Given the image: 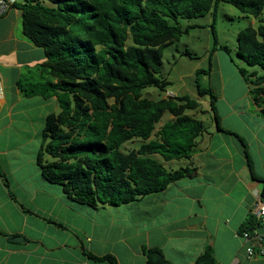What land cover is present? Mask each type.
<instances>
[{
    "label": "trees",
    "instance_id": "1",
    "mask_svg": "<svg viewBox=\"0 0 264 264\" xmlns=\"http://www.w3.org/2000/svg\"><path fill=\"white\" fill-rule=\"evenodd\" d=\"M221 1L231 3L250 23L237 34L239 66L253 103L264 114V0H17L21 11L17 29L41 47L46 59L24 69L17 79L26 96L56 101L42 128L36 160L43 177L62 185L74 202L97 206L120 205L162 191L172 181L191 173L190 168L169 169L164 161L190 159L205 123L187 109H199L188 95H163L171 81L163 75L164 48L188 34L196 25L180 19L213 14L215 51L219 45L216 11ZM9 9L0 13L4 18ZM210 57V68L212 69ZM251 85V86H250ZM158 90V98L146 93ZM198 96L210 97L217 128L225 129L214 89L201 87ZM200 112H206L203 109ZM166 113H168L166 115ZM132 142V147L126 144ZM160 157V158H159ZM0 175L8 184L2 170ZM264 183V178L260 179ZM264 200V186L261 193ZM62 226L59 223H56ZM264 231V219L250 213L240 235ZM12 236L13 235H9ZM250 245H254L251 240ZM248 247V246H247ZM258 251V247H256ZM89 258L119 264L112 255ZM259 255H264L257 253ZM256 254V255H257ZM148 264H174L158 248L146 251ZM192 264H220L207 249Z\"/></svg>",
    "mask_w": 264,
    "mask_h": 264
},
{
    "label": "crops",
    "instance_id": "2",
    "mask_svg": "<svg viewBox=\"0 0 264 264\" xmlns=\"http://www.w3.org/2000/svg\"><path fill=\"white\" fill-rule=\"evenodd\" d=\"M16 9L0 18V170L8 178L6 184L0 175V264H109L87 251L119 264H148L149 248L174 264H192L207 249L220 264H264V255H248L251 242L240 235L264 186V114L238 102L247 97L251 105L249 84L223 110L217 107L222 126L240 134L248 154L239 137L208 125L190 159L163 160L172 170L190 168L189 175L136 202L77 203L37 164L45 118L57 106L17 86L19 74L46 56L17 31ZM19 236L24 241H15Z\"/></svg>",
    "mask_w": 264,
    "mask_h": 264
},
{
    "label": "rangeland",
    "instance_id": "3",
    "mask_svg": "<svg viewBox=\"0 0 264 264\" xmlns=\"http://www.w3.org/2000/svg\"><path fill=\"white\" fill-rule=\"evenodd\" d=\"M13 9L9 12L10 16L14 13L12 11H15ZM17 11L19 14L21 13L20 10ZM21 17L22 16L15 19L17 24H20ZM256 22L254 17L251 15L245 16L231 3L226 1H221L219 3L216 11L215 31L219 45L221 44L224 48H227L229 50L227 52L225 49L219 48V46L215 51H212L215 47L214 34L211 27L213 23L212 12L200 17L180 19L182 26L196 25V27L191 28L188 34H183L180 39L173 41L164 48L161 71L172 83L168 87V92L163 93V95H188L190 98L198 100V91L196 87L198 78L201 87L207 88L211 86L218 97L225 92V100H219L217 103V107L219 106L220 110H223L227 107L225 105L226 99L229 97L230 99L238 98V95L243 92V89L247 92L248 88L246 82L240 74L238 67L242 66L247 70H254L256 67L248 66L237 56V34L250 23ZM17 31L20 30L17 29ZM210 57L212 59V69L207 73H198L200 69L205 71L209 70ZM147 90L149 91L146 94L151 98L160 97L158 90L154 87H150ZM246 100L247 97H244L238 102L240 104H245L250 110L257 109L252 98L250 100V106L246 103ZM200 103L201 106L199 109H187V113L199 119H203L204 117L205 119L203 120L205 121V125H209L208 127L213 129L215 126V119L212 117L213 113L210 111V97L208 95L203 96ZM205 108L209 109V115H204L200 112L201 109ZM250 112L254 113L255 111ZM167 114L168 113H166V115ZM229 124L232 125V120L229 121ZM210 125H212V127H210ZM133 145L134 143L132 142L126 144L127 147H132ZM139 203L143 202L140 201Z\"/></svg>",
    "mask_w": 264,
    "mask_h": 264
},
{
    "label": "built area",
    "instance_id": "4",
    "mask_svg": "<svg viewBox=\"0 0 264 264\" xmlns=\"http://www.w3.org/2000/svg\"><path fill=\"white\" fill-rule=\"evenodd\" d=\"M17 0H0V13H4L7 11L13 2ZM256 217L260 219H264V200L258 199V201L255 203V206L253 207V210L251 212ZM242 237L246 241H254V245H250L247 247V253L249 256L256 255L258 252L263 254L264 253V231L255 230L253 234H250V232H244ZM256 247H258V251H256ZM236 264V263H235Z\"/></svg>",
    "mask_w": 264,
    "mask_h": 264
},
{
    "label": "water",
    "instance_id": "5",
    "mask_svg": "<svg viewBox=\"0 0 264 264\" xmlns=\"http://www.w3.org/2000/svg\"><path fill=\"white\" fill-rule=\"evenodd\" d=\"M14 239H15V241H24L23 237H20V236L19 237H15Z\"/></svg>",
    "mask_w": 264,
    "mask_h": 264
},
{
    "label": "clouds",
    "instance_id": "6",
    "mask_svg": "<svg viewBox=\"0 0 264 264\" xmlns=\"http://www.w3.org/2000/svg\"><path fill=\"white\" fill-rule=\"evenodd\" d=\"M12 8V6H10L9 10ZM1 84V83H0Z\"/></svg>",
    "mask_w": 264,
    "mask_h": 264
},
{
    "label": "bare ground",
    "instance_id": "7",
    "mask_svg": "<svg viewBox=\"0 0 264 264\" xmlns=\"http://www.w3.org/2000/svg\"><path fill=\"white\" fill-rule=\"evenodd\" d=\"M12 6V5H11Z\"/></svg>",
    "mask_w": 264,
    "mask_h": 264
}]
</instances>
